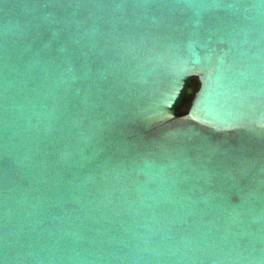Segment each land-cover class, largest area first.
<instances>
[{
  "label": "water",
  "instance_id": "water-1",
  "mask_svg": "<svg viewBox=\"0 0 264 264\" xmlns=\"http://www.w3.org/2000/svg\"><path fill=\"white\" fill-rule=\"evenodd\" d=\"M0 264H264V0H0Z\"/></svg>",
  "mask_w": 264,
  "mask_h": 264
},
{
  "label": "trees",
  "instance_id": "trees-1",
  "mask_svg": "<svg viewBox=\"0 0 264 264\" xmlns=\"http://www.w3.org/2000/svg\"><path fill=\"white\" fill-rule=\"evenodd\" d=\"M198 80L197 78H193L191 81V85L194 88V90H196L198 88ZM192 99V94H184L180 103L177 106V110L180 112L181 110H183L186 106H189L190 102Z\"/></svg>",
  "mask_w": 264,
  "mask_h": 264
},
{
  "label": "rangeland",
  "instance_id": "rangeland-1",
  "mask_svg": "<svg viewBox=\"0 0 264 264\" xmlns=\"http://www.w3.org/2000/svg\"><path fill=\"white\" fill-rule=\"evenodd\" d=\"M188 108V106H186L183 110H185V109H187Z\"/></svg>",
  "mask_w": 264,
  "mask_h": 264
}]
</instances>
